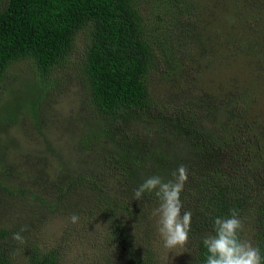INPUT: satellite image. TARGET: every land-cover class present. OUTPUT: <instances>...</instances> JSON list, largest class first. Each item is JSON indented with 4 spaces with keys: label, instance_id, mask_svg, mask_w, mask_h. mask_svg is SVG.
Instances as JSON below:
<instances>
[{
    "label": "rangeland",
    "instance_id": "obj_1",
    "mask_svg": "<svg viewBox=\"0 0 264 264\" xmlns=\"http://www.w3.org/2000/svg\"><path fill=\"white\" fill-rule=\"evenodd\" d=\"M138 13L148 38L157 42L160 62L149 73L147 85L158 116L186 112L207 130L222 133L228 109L239 117L246 114L244 119L264 131V0H142ZM159 47L169 49L171 61L165 60ZM82 48L80 36L69 61L45 82L48 88L40 90L34 68L27 61L13 65L0 82L2 164L12 179L4 180L6 189L0 190V229H26L21 233L25 243L17 242L14 252L9 248L13 264H26L32 247L55 253L60 264H126L125 234L113 232L115 222L105 214L106 204L91 208L78 197L62 203L56 213L46 211L45 219L38 220L31 219L29 200L22 198L19 204L24 207H14L18 203L14 187L22 185L21 178L40 177L41 192L51 197V183L60 180L65 171L90 175L98 163L93 156L107 145V134L89 107L81 77ZM158 151L162 157L177 152L173 147ZM234 153L227 150L225 161L235 176L243 165L229 166ZM161 156L155 155L154 162L162 163ZM180 156V161L187 157ZM196 168L203 170L199 165ZM188 177L197 179V170L188 169ZM258 184L260 191L250 187L257 192V199H264V178ZM27 186H32L31 182ZM194 195L198 193L186 194ZM147 196L149 199L150 194ZM154 200L155 196L150 198V209L142 200L127 203L136 216L141 210L148 211L143 219L133 217L131 221L136 225L138 220L132 235L139 252L150 257L146 258L150 264H197L195 249L188 243L174 250L163 247L152 216L158 206ZM189 200L182 201V211ZM74 213L79 216L76 224L69 220ZM250 226L243 239L255 245Z\"/></svg>",
    "mask_w": 264,
    "mask_h": 264
},
{
    "label": "trees",
    "instance_id": "obj_2",
    "mask_svg": "<svg viewBox=\"0 0 264 264\" xmlns=\"http://www.w3.org/2000/svg\"><path fill=\"white\" fill-rule=\"evenodd\" d=\"M141 1L0 0V82L13 65L27 61L34 68L40 90L48 88L45 82L69 61L82 36L81 77L88 91L89 107L107 134V145L93 156L98 163L90 175L65 171L60 180L51 183V197L41 192L40 177H23L22 185L14 187L18 201L14 207L23 206L19 204L22 198L29 200L31 219L38 220L45 219L46 211L56 213L62 203L78 197L91 208L106 204L105 214L115 222L113 232L125 234L126 264H150L146 259L150 257L141 254L133 240L138 220L134 219L136 225L131 222L133 217L143 219L148 211L141 210L136 216L127 203L137 201L133 200V192L147 178L158 175L171 179L180 164L190 171L195 168L199 176L198 180L188 177L181 192L185 197L180 196L181 202L190 199L185 207L192 212L188 244L195 249L196 263L205 264L207 253L202 241L215 234L214 219L228 216L232 208L244 220L241 238L251 224L255 246L264 257V199H257V192L251 189L260 191L258 183L264 178V134L259 135L264 131L244 119L246 114L239 117L228 109L222 120V133L207 130L186 112L158 116L147 77L160 61L156 56L157 42L148 38L138 13ZM159 48L165 60L171 61L169 49ZM172 147L178 153L162 157L158 151ZM227 150L235 152L229 166L243 165L235 176L226 168ZM2 151L0 142V190L6 189L4 180L12 181L5 173ZM179 154L187 157L180 161ZM155 155L161 156L162 163L154 162ZM196 165L203 170L199 171ZM27 172L30 171L20 173ZM30 182L32 186H27ZM189 192L198 195L188 197ZM147 195L142 201L150 209L154 195L149 199ZM156 203L159 202L154 200ZM20 230L0 229V264H13L9 248L12 252L18 248L12 236ZM26 264L60 263L55 253L32 247Z\"/></svg>",
    "mask_w": 264,
    "mask_h": 264
},
{
    "label": "clouds",
    "instance_id": "obj_3",
    "mask_svg": "<svg viewBox=\"0 0 264 264\" xmlns=\"http://www.w3.org/2000/svg\"><path fill=\"white\" fill-rule=\"evenodd\" d=\"M171 179L165 181L158 175L147 178L133 192V200H142L145 193L154 195L158 206L152 211L156 218V229L163 241V247L169 250L184 248L191 231L192 212L182 211L180 194L188 179V169L180 165L171 173ZM71 223L79 221L77 214L69 217ZM97 226V225H96ZM244 220L239 211L230 209L226 217H216L213 223L214 235L204 237L202 243L206 249L205 264H264L260 249L251 241L241 238ZM13 234L12 239L25 243L21 232Z\"/></svg>",
    "mask_w": 264,
    "mask_h": 264
}]
</instances>
